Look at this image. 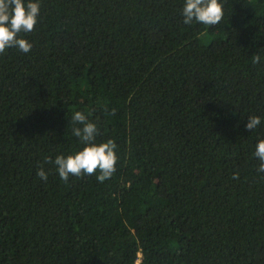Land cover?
<instances>
[{
	"label": "trees",
	"instance_id": "trees-1",
	"mask_svg": "<svg viewBox=\"0 0 264 264\" xmlns=\"http://www.w3.org/2000/svg\"><path fill=\"white\" fill-rule=\"evenodd\" d=\"M33 2L31 50L0 55V264H264V0L214 26L185 0ZM76 111L117 145L102 183L44 163L83 148Z\"/></svg>",
	"mask_w": 264,
	"mask_h": 264
},
{
	"label": "clouds",
	"instance_id": "clouds-1",
	"mask_svg": "<svg viewBox=\"0 0 264 264\" xmlns=\"http://www.w3.org/2000/svg\"><path fill=\"white\" fill-rule=\"evenodd\" d=\"M40 13V4L33 0H0V55L9 48H18L23 53H28L32 44L20 37V33H28L34 30ZM185 24L194 21L208 26L220 23L223 18V5L220 0H185L182 9ZM260 55L252 56L253 64L260 63ZM115 112V110H113ZM73 125H81L73 128L72 134L78 137L83 148L67 156L58 155L53 161L51 156L45 158L44 163H54L59 177L68 182L70 176L97 175L99 182L112 177L116 170L117 155L114 140L96 143L98 134L97 125L91 122L81 111H76L72 117ZM261 124L259 116L248 117L246 128L254 130ZM259 160L257 171L264 173V139L259 140L254 153ZM37 176L47 181L48 174L43 165L37 171ZM233 179H239V173L233 174Z\"/></svg>",
	"mask_w": 264,
	"mask_h": 264
}]
</instances>
